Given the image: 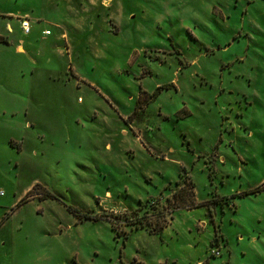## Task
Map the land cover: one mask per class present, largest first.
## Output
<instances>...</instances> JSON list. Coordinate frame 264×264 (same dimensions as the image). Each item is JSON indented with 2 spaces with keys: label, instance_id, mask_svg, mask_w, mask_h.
<instances>
[{
  "label": "rangeland",
  "instance_id": "1",
  "mask_svg": "<svg viewBox=\"0 0 264 264\" xmlns=\"http://www.w3.org/2000/svg\"><path fill=\"white\" fill-rule=\"evenodd\" d=\"M261 185L264 0H0V264H264Z\"/></svg>",
  "mask_w": 264,
  "mask_h": 264
},
{
  "label": "trees",
  "instance_id": "2",
  "mask_svg": "<svg viewBox=\"0 0 264 264\" xmlns=\"http://www.w3.org/2000/svg\"><path fill=\"white\" fill-rule=\"evenodd\" d=\"M176 185L178 186V189L174 191V199H175V207L168 210V209H163L159 210L158 212H155V215L157 216V222L155 226H151V221H147L145 216L139 217L137 215L138 211H133L132 213L135 215V217H131L128 219V225L133 226L136 229H144L147 226L150 228V232L153 234H158L159 229L163 230L165 227L168 225V220H167V214L172 219V211L175 208L179 207H186L187 209H193L196 207H201L203 205H211L214 202H217V200L213 199L211 201H208L207 203H197L195 200L196 198V193H195V184L192 181H187L185 180L184 182L178 181L176 182ZM264 191V185H261L253 190L243 192L240 194V196L244 195H250L252 193H258ZM239 195H233L230 198L227 197H221L222 205H226L228 203L229 199H234ZM168 201H171L169 198H167ZM153 201H158V200H153ZM150 202H148L146 205H149ZM151 205V204H150ZM149 205V206H150ZM151 209H157V207H152ZM167 213V214H166ZM114 229H118V225H113ZM216 229V227H215ZM119 230V229H118ZM217 235V229L215 231V236ZM218 236V235H217Z\"/></svg>",
  "mask_w": 264,
  "mask_h": 264
},
{
  "label": "crops",
  "instance_id": "3",
  "mask_svg": "<svg viewBox=\"0 0 264 264\" xmlns=\"http://www.w3.org/2000/svg\"><path fill=\"white\" fill-rule=\"evenodd\" d=\"M18 16H20V15H18ZM18 16L16 17V18H18ZM22 16H28V13H25V15H22ZM18 20V22L21 24V20H20V18L19 19H17ZM7 28H8V30H9V32H13V27H12V25L10 24V23H8L7 24ZM21 30H22V27H21ZM23 31V30H22ZM46 31H51L50 29H45V30H43V32H42V35H43V40L45 41L46 40V37H49V36H51L52 34H53V32L51 31V34L50 35H46L45 34V32ZM23 34L24 35H26L24 32H23ZM32 34V28H31V32H30V34L29 35H31ZM29 35H26V36H29ZM21 43H22V45H18V47H17V50L18 51H22V52H25L26 50H25V48H24V40H21ZM195 184V183H194ZM243 192H247V191H241V193H243ZM195 193H196V199H197V203H203V204H205V203H207L208 201H211L210 199H207V200H204V201H201V200H199L198 199V195H197V192H196V184H195ZM240 192H236L235 194H233V195H239V196H237L236 198H241V197H243V196H240V194H241ZM258 193H260V192H258ZM218 194V193H217ZM255 194H257V193H255ZM219 195V194H218ZM233 195H231V196H233ZM221 197H231V196H222V195H220ZM244 196H246V195H244ZM236 198H234V201H235V199ZM236 205V204H235ZM203 206H207L208 207V209L210 210V211H212V206L211 205H203ZM203 206H201V207H203ZM235 209H237V207L235 208ZM216 217V216H215ZM211 223H209V219H203L201 222H202V224H203V226H202V229L201 230H207V228H208V226L209 225H211V224H213V228H214V230L216 231V229H215V220H214V216L213 217H211ZM200 222V223H201ZM203 222H205V225H204V223ZM213 222V223H212ZM213 240V239H212ZM211 240V241H212ZM221 245V244H220ZM219 245V246H220ZM222 246V245H221Z\"/></svg>",
  "mask_w": 264,
  "mask_h": 264
},
{
  "label": "built area",
  "instance_id": "4",
  "mask_svg": "<svg viewBox=\"0 0 264 264\" xmlns=\"http://www.w3.org/2000/svg\"><path fill=\"white\" fill-rule=\"evenodd\" d=\"M20 20H21V27H22L23 32L26 35H29L30 32H31V21H30V18L28 16H23L22 18H20ZM45 34L46 35H50L51 31H46ZM211 253L216 255V256L220 255V251L219 250H213ZM200 264H202V263H200Z\"/></svg>",
  "mask_w": 264,
  "mask_h": 264
}]
</instances>
